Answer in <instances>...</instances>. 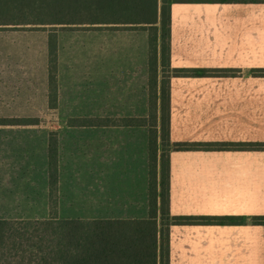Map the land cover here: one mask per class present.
Segmentation results:
<instances>
[{
    "label": "crops",
    "instance_id": "0c3cea01",
    "mask_svg": "<svg viewBox=\"0 0 264 264\" xmlns=\"http://www.w3.org/2000/svg\"><path fill=\"white\" fill-rule=\"evenodd\" d=\"M169 17L170 69L222 72L169 77L170 142L241 145L169 152L170 215L220 222L170 226L169 264H264V225L255 222L264 217V3H173ZM138 54H132V69L147 70V40ZM146 108L137 118H92L110 120L108 126H67L128 136L112 151L108 174L94 182V219L147 218L148 128L113 124L145 119ZM47 153L48 142L41 186L49 213Z\"/></svg>",
    "mask_w": 264,
    "mask_h": 264
},
{
    "label": "rangeland",
    "instance_id": "374dc122",
    "mask_svg": "<svg viewBox=\"0 0 264 264\" xmlns=\"http://www.w3.org/2000/svg\"><path fill=\"white\" fill-rule=\"evenodd\" d=\"M112 17L119 20L118 12ZM50 37L56 49L53 109L47 105ZM161 39L159 24L156 29L143 24L0 27V120L13 124L0 126V219L49 217L41 177L50 132H55L61 172L58 218L99 216L93 208L94 182L108 174L112 151L128 136L67 126L77 118L145 115L154 46L158 88L168 75L160 66ZM146 40L147 70H134L132 54H140ZM162 149L158 144V155Z\"/></svg>",
    "mask_w": 264,
    "mask_h": 264
},
{
    "label": "trees",
    "instance_id": "16d2710c",
    "mask_svg": "<svg viewBox=\"0 0 264 264\" xmlns=\"http://www.w3.org/2000/svg\"><path fill=\"white\" fill-rule=\"evenodd\" d=\"M0 0V27L65 25L159 24L161 67L168 74L157 85V47L150 54L148 117L125 119L118 126L148 127V215L143 220L59 219L57 142L48 141L47 174L49 217L43 220L0 219V264H169V228L172 225H212L217 219L173 217L169 213V165L171 151H221L241 145L171 143L168 79L217 77L220 70L169 67L170 17L173 3H264L247 0ZM119 20L112 19L115 12ZM99 15V17H98ZM103 17V18H102ZM112 17V18H111ZM137 18L120 19V18ZM53 39H48V106L56 102V60ZM152 56V57H151ZM264 75V71H260ZM0 120V125H7ZM101 123V124H100ZM110 120L71 119L69 127L108 126ZM11 125V124H10ZM158 144L163 148L158 155ZM264 149V145H259ZM165 148V149H164ZM264 225V217L255 221Z\"/></svg>",
    "mask_w": 264,
    "mask_h": 264
}]
</instances>
